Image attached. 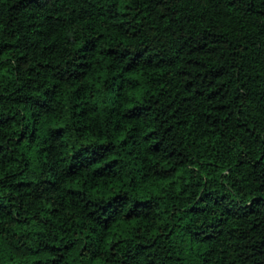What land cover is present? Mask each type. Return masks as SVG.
<instances>
[{"label": "trees", "instance_id": "obj_1", "mask_svg": "<svg viewBox=\"0 0 264 264\" xmlns=\"http://www.w3.org/2000/svg\"><path fill=\"white\" fill-rule=\"evenodd\" d=\"M0 264H264V0H0Z\"/></svg>", "mask_w": 264, "mask_h": 264}]
</instances>
